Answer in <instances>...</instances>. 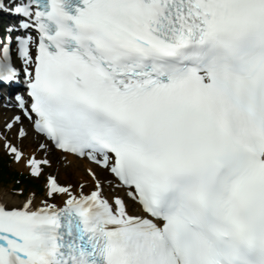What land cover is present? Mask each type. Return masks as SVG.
<instances>
[{
  "label": "snow or ice",
  "instance_id": "1",
  "mask_svg": "<svg viewBox=\"0 0 264 264\" xmlns=\"http://www.w3.org/2000/svg\"><path fill=\"white\" fill-rule=\"evenodd\" d=\"M0 13L15 17L0 90L23 89L5 100L17 111L0 151L34 178L50 147L112 177L87 168L85 192L49 173L39 206L0 190V264H264V0H0ZM29 129L42 140L26 152Z\"/></svg>",
  "mask_w": 264,
  "mask_h": 264
},
{
  "label": "bare ground",
  "instance_id": "2",
  "mask_svg": "<svg viewBox=\"0 0 264 264\" xmlns=\"http://www.w3.org/2000/svg\"><path fill=\"white\" fill-rule=\"evenodd\" d=\"M17 110L13 108H8L5 105H0V125L3 124V121L5 118L13 115ZM25 126H28V121L25 120ZM9 138L15 140V137L12 133H9ZM42 137H39L36 133H34L31 129H29V137L23 142L24 149H28V147H35L38 143V141H41ZM49 155L53 159L54 164H58L57 170H59L62 174H70V173H80L81 172V166L82 163L87 164L88 162L84 159H79L76 157L68 156L67 159H63V154L54 149L53 147H50ZM59 161V162H57ZM18 167H22V164H15ZM91 166V165H90ZM89 166V167H90ZM98 174V176L101 178V180L108 178L104 177V171L99 169L97 166L92 165L91 166ZM66 178V177H64ZM69 183H73L70 181ZM81 184H84V191L88 188V185H90V182L87 180H82ZM76 191H79V188H74ZM0 190H6L5 188H0ZM105 194L111 192V188L107 185L104 186ZM122 194V193H121ZM25 197H19L18 195L10 198V203H18L22 201ZM66 199V197L60 196V200L56 203L58 206H62L63 200ZM42 200V199H41ZM40 200V201H41ZM40 201H36V199L33 198V203L39 206ZM130 210H133L130 208Z\"/></svg>",
  "mask_w": 264,
  "mask_h": 264
},
{
  "label": "rangeland",
  "instance_id": "3",
  "mask_svg": "<svg viewBox=\"0 0 264 264\" xmlns=\"http://www.w3.org/2000/svg\"><path fill=\"white\" fill-rule=\"evenodd\" d=\"M39 142V141H38ZM34 147H28V149L26 148L25 151L26 152H30ZM2 155H5V153L3 151H0V156ZM48 158L53 161V159L51 158V156L48 154ZM59 162V161H57ZM88 163L85 164V163H82V166H81V172L80 173H70V174H62L59 172V170H57V167H58V164H54L52 162V165L50 168L46 169L45 171V175L44 176H41L43 178V192H41L40 194L36 193V187L33 189L30 188H26L24 190V193L25 194H19L18 196L19 197H26L28 196L29 194L31 193H35V196H34V199H36V201H40L41 199H45V177L51 173V174H54L57 176V179L60 181L61 184H71L73 186V188H79V184H81L82 180H87L90 182V185H88V188L86 190H89L93 187L92 183H91V180H90V177L88 176V173L86 171L87 168H89V166L91 165H94L92 164L91 162L87 161ZM16 163H14L12 160H11V167L13 170H17V171H20V172H27V170L24 168V166L22 165V167H18L15 165ZM90 166V167H91ZM92 168V167H91ZM66 177V178H64ZM104 177H108L109 179H112L111 178V175L107 172L104 171ZM70 181H72L73 183H69ZM10 186L11 184H2V182H0V188H5L6 190L10 189ZM18 192H21L20 190ZM17 192V193H18ZM60 200V195H57L55 200L52 201V200H49V202H55L57 203L58 201Z\"/></svg>",
  "mask_w": 264,
  "mask_h": 264
},
{
  "label": "trees",
  "instance_id": "4",
  "mask_svg": "<svg viewBox=\"0 0 264 264\" xmlns=\"http://www.w3.org/2000/svg\"><path fill=\"white\" fill-rule=\"evenodd\" d=\"M9 162V156L0 157V182L11 183V189L36 187L38 192L42 191L41 178L32 179L27 173L14 171L10 168Z\"/></svg>",
  "mask_w": 264,
  "mask_h": 264
}]
</instances>
